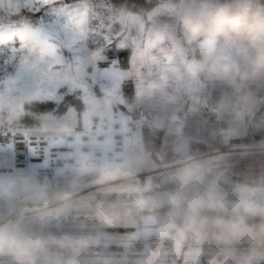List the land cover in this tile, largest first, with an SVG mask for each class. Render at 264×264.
<instances>
[{"label":"rangeland","instance_id":"obj_1","mask_svg":"<svg viewBox=\"0 0 264 264\" xmlns=\"http://www.w3.org/2000/svg\"><path fill=\"white\" fill-rule=\"evenodd\" d=\"M59 1L57 8L66 2ZM78 1L68 0L83 11ZM155 3L145 11H133L124 3L129 14L120 31L109 38L111 48L125 53L115 69L114 85L101 87L92 56L99 51L96 42L104 36L90 28L87 15L89 30L84 43L88 54L83 61L74 59L58 40L40 39L36 43L18 41L14 36L4 40L14 39L22 44L21 62L27 58L45 72L38 77L42 87L21 93L8 89L21 107L16 109L18 112L8 113L12 116L0 119L1 130L63 133L83 128L90 114L111 111L123 113L126 120L122 126H126L137 109H143L148 119L132 140L122 145L118 161L95 165L86 160L57 175L34 173L30 169L35 167L31 166L3 165L0 185L8 196H0L13 199L14 203L0 202V263L36 260L65 264L126 257L139 235L149 237L150 248L141 250L149 254L141 252L138 257L168 258L179 247L188 245L175 246L173 241L179 238L194 240L192 244L200 245L196 251L235 253L250 244L247 241L255 232L264 229V210L204 200L200 193L210 179L243 191L255 189L262 194L264 190V173L233 176L228 168H222L220 160L264 152V0ZM3 11L10 12L4 9L0 13ZM23 28L37 33L35 26L13 31ZM144 50L172 52L178 61L192 54L194 81L188 85L168 81L163 86L137 82L138 59ZM235 61L241 78L227 74L230 81H218L225 70L222 62ZM207 71L208 78L204 75ZM63 92L79 97L82 110L71 104H57L54 109L46 106L54 94ZM229 96L236 102L228 103ZM179 111L199 115L191 121H178L182 132L177 131V135L169 132L171 125L166 121L153 119ZM176 138L179 144H191L184 157L165 148ZM177 165H185L193 179H175L182 175L177 170L162 174L170 179H142ZM112 180L116 181L93 186ZM181 194L191 196L193 201H166ZM176 204L185 205L182 209L174 207L168 217H158L161 210L157 207L172 208ZM158 222L169 232L166 234L171 241L152 239L145 233L156 230ZM204 244L211 247H202ZM58 246L64 250H57ZM153 250L159 255L150 254Z\"/></svg>","mask_w":264,"mask_h":264},{"label":"built area","instance_id":"obj_2","mask_svg":"<svg viewBox=\"0 0 264 264\" xmlns=\"http://www.w3.org/2000/svg\"><path fill=\"white\" fill-rule=\"evenodd\" d=\"M78 2L89 19L90 28L108 38L115 36L120 31L129 14V9L124 3L112 0H79ZM98 21H100L99 24ZM35 25V18L31 14L12 16L8 11L0 13V26L4 29H8V26L15 30L19 27ZM16 45L18 44L14 39L6 40L0 44V53L7 54ZM21 55V48H18L16 50L17 63L21 62ZM147 119V113L143 109H137L135 117L128 120L126 126H122V121L126 120L123 113L111 111L90 114L83 128L63 133L32 134L27 130L20 129L1 130L0 143L14 144L17 154L27 147L34 149L32 154L40 157L42 164L39 168L30 170L37 174L57 175L86 160L95 165L121 160L122 145L132 140L138 129L147 122ZM4 133H8V135L5 136ZM21 163H23V158H21ZM15 166L24 165L17 163ZM218 185L212 179L205 181L200 190L202 198L208 201L238 204L248 210H264V190L261 194L255 189L243 191L231 185ZM2 223L3 221L0 222V224ZM148 243L149 237L146 235H139L134 241V244L143 246ZM199 246L195 244L181 246L175 254L173 253L168 258L155 255L137 258L116 256L93 262L77 261L65 264H264V229L254 233V239L250 245L261 254L236 257L211 251H196L195 248ZM202 247H211V245L204 244ZM0 264L48 263L34 260Z\"/></svg>","mask_w":264,"mask_h":264},{"label":"snow or ice","instance_id":"obj_3","mask_svg":"<svg viewBox=\"0 0 264 264\" xmlns=\"http://www.w3.org/2000/svg\"><path fill=\"white\" fill-rule=\"evenodd\" d=\"M4 0H0L3 4ZM27 9L31 11V15L35 18V30L39 34L41 40L54 39L66 45V49L70 52L74 59L83 61L87 58L88 48L84 43V36L88 32L86 14L73 5L66 2L55 11L48 9L57 4L58 0H23ZM100 21H98V24ZM13 28L8 26L7 32L0 26V44L4 42L6 35H12ZM99 51L92 56V61L96 66L98 79L101 87L105 84H116V67L121 63L122 57L125 55L123 51L111 48L112 40L107 36L96 42ZM23 47L22 44L16 45L10 49L7 54L0 53V107L7 105L11 112H15V97L7 92V89H13L15 93H21L25 90L35 89L43 85L38 83V77L44 74V68H38L32 65L27 58L21 63H17L16 50ZM12 69V71H9ZM57 87H60L57 84ZM74 104L80 102V98L73 93L63 92L54 94V99L47 102V107L54 109L57 104L65 102ZM45 107L44 104L41 105ZM8 135V133H4ZM8 149L11 153V160L4 161L0 159V163H10L15 166L17 163L24 166L39 168L42 164L40 157L34 156V149L27 147L22 149L18 154L15 152V145L9 144ZM4 151L3 143H0V153ZM23 158V163H21Z\"/></svg>","mask_w":264,"mask_h":264},{"label":"crops","instance_id":"obj_4","mask_svg":"<svg viewBox=\"0 0 264 264\" xmlns=\"http://www.w3.org/2000/svg\"><path fill=\"white\" fill-rule=\"evenodd\" d=\"M59 6H60V1L58 0L57 4L52 5L48 9V11H54ZM4 9L9 10L12 16H18V15H21L25 12H29V13L31 12L29 9L26 8L23 0H4L3 4H0V10H4ZM4 30H5V32H7V29H4ZM13 36L15 37V40H18V41L26 40L29 42H31V41H35L36 43L40 42V38H39L38 34L35 33L32 30V28H30V29L23 28V29H19L17 31H13V34L12 35H6L4 40L8 39L10 37H13ZM173 55L174 54L172 52H168V51H164V50H162V51L154 50L153 53H152V51L144 50L143 54L138 59L137 82H140V83L142 82L144 85H146V84L149 85V83H154L153 84L154 86H157V85L163 86L164 83H167L168 81H170V83H176V84H179V83H186L185 85H188V83L192 84V82L194 81V77H195V71H194L195 63H194L193 55L187 54L184 58H181L180 61L173 58ZM236 61H237V59H236ZM236 61L230 62V63H225V62L223 63L222 62V65H225V67H222V70H224V69L225 70L222 73L223 75L220 78L218 77V81L223 80L226 84L227 80L230 81L231 78H229V77L231 76V74H233V77L236 79L241 78L238 76V73L235 70L236 69L235 65H237ZM226 70H228V73ZM227 74L229 77H226ZM204 75H205V77L208 78L210 73L207 71ZM73 80H72V82H74ZM220 82H222V81H220ZM224 87H225V85H224ZM7 92L10 94V91L8 89H7ZM232 102H236V101H235V99L233 101L232 96H229L228 103H232ZM20 107H21V105H19V101H17V99L15 97V109H19ZM15 112H18V110H16ZM8 113H12V112L9 110L7 105L0 107V119H5L8 116L13 115V114L8 115ZM198 115L199 114L194 113V112L179 111V112H173L169 115H163V114L156 115V116L154 115L155 117H153V119L166 121V124L168 126L171 125L169 132L170 133L172 132L174 134L177 131L182 132L181 128H178V126H179L178 121H185V120L191 121V120L196 119ZM200 116H202V115H200ZM172 125H174V126H172ZM188 126H190V124H188ZM167 129H169V127ZM167 129L165 131H168ZM177 134H178V132L176 133V135ZM177 140L178 139L176 138L175 141L172 140L170 142V144H168V143L165 144V148L167 149V151H169L175 155H178L179 157H184L185 152H188L189 145H191V144L189 142L186 144L185 143L179 144V141H177ZM140 142L141 141H139V144H141ZM10 156H11V153L8 149V146L4 145V151L2 153H0V159H2L4 161H10ZM5 164L7 165L8 163H0V168L3 167V165H5ZM183 166H185V165H177L174 167H170L164 171H159V172L144 176V177H142V179L144 181L146 180V182H149L148 180H151V179H170L167 176H162V174H164L167 171L173 172V170H177V171L182 172V175L178 178H175V179H193L192 174H189L190 171L188 169H185V167H183ZM144 186H146L145 182H144ZM2 188L3 187L0 185V195L8 196V194H6L7 192H3ZM1 201L4 203H10V204L14 203L13 199L0 196V202ZM166 201L167 202L173 201V202H178V203L179 202L187 203V202H192L193 198L187 194H181V195H173L172 197L170 196V197H168V199ZM184 205L183 204H179V205L176 204V205L172 206V208L170 205H162L160 207H157V209L160 208V210H161L160 211L161 213L158 214L159 215L158 217H161V218L168 217L167 213L173 212L174 207L176 209H179V208L182 209V207H184ZM26 207H32V206L26 205ZM149 215H151V213ZM157 224L158 225H157L156 230L146 231L145 233L149 234L152 239L153 238H163L162 240H165V241L170 240L171 241V239H169V235L167 236V234H166L168 231L163 229L162 222H158ZM252 236L253 237H251V239H249L247 241L250 244H251V242H253L254 235H252ZM192 242H194V240L179 238L176 241H173V244L175 246H178L180 244H192ZM250 244H248L246 247H243L242 249H239L235 253H226V254L231 255V256H236V257L261 254L260 251H258L254 247L250 246ZM147 248H150V247H148L147 245L143 246V245H138V244L133 245V246L131 245V247L129 248V251L126 252V257H129V258L138 257V256H140V253L143 250L146 251ZM145 253L149 254V252H142V254H145ZM150 254L159 255L158 252H155L154 250L152 252H150Z\"/></svg>","mask_w":264,"mask_h":264},{"label":"trees","instance_id":"obj_5","mask_svg":"<svg viewBox=\"0 0 264 264\" xmlns=\"http://www.w3.org/2000/svg\"><path fill=\"white\" fill-rule=\"evenodd\" d=\"M125 3L133 11H145L150 10L156 4V0H113ZM65 105L71 104L67 101ZM59 105V104H58ZM62 105V107H65ZM81 111L83 108L82 101L71 104ZM221 160L222 168H228V171L232 173L233 176H241L244 174H261L264 173V152H253L247 153L240 156H230L224 157ZM214 169V168H213ZM220 169V168H219ZM212 170V169H211ZM57 250H64V247L58 246Z\"/></svg>","mask_w":264,"mask_h":264},{"label":"water","instance_id":"obj_6","mask_svg":"<svg viewBox=\"0 0 264 264\" xmlns=\"http://www.w3.org/2000/svg\"><path fill=\"white\" fill-rule=\"evenodd\" d=\"M158 169H163V168H158ZM116 180H119V179H116ZM116 180H112V181H105L103 183H100V184H96V185H93V186H99V185H102V184H105V183H109V182H113V181H116Z\"/></svg>","mask_w":264,"mask_h":264}]
</instances>
